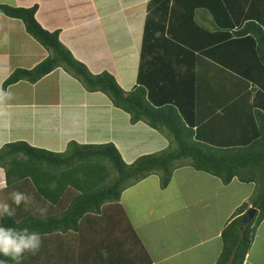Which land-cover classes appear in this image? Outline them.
<instances>
[{
    "label": "trees",
    "instance_id": "1",
    "mask_svg": "<svg viewBox=\"0 0 264 264\" xmlns=\"http://www.w3.org/2000/svg\"><path fill=\"white\" fill-rule=\"evenodd\" d=\"M248 1L236 0L225 9L220 1L216 5L212 0H188L193 7L191 17L183 16L180 24L171 19V27L166 28L162 20L168 2H163L155 21L145 25L143 41L156 30L175 35L173 40L180 41L175 47L164 40L152 43L149 50H164L167 56L171 48H177L182 57L176 62L186 71L175 74L170 91L166 86L171 77L164 78L159 92L153 87L147 90L138 75V86L128 93L109 74L92 76L75 61L61 44L59 31L49 32L38 24L36 8L0 5V14L21 21L26 34L51 54L30 70L12 72L2 92L19 81L33 84L61 67L81 79L87 91L105 94L131 125L142 123L164 134L163 130L174 142L171 150L138 156L128 163L110 142L70 141L62 152L22 141L0 148L4 175L0 203L15 209V215L4 217L0 224L37 232L42 241L35 254H23L21 264H151L135 234L131 246L121 239L122 231L131 225L119 199L149 176H157L159 188L164 189L173 171L182 167L210 175L224 185L235 179L254 186L251 197L223 227L220 253L211 264L244 263L254 232L264 220V0H256L258 8L246 5ZM156 2L150 1L151 8ZM206 7L214 20L204 26L195 15L206 20ZM170 9L171 16L177 13ZM13 192L24 193L28 203L16 208ZM43 208L47 211L41 216L38 210ZM249 209L255 214L244 226L242 219ZM115 230L120 233L117 241L111 234ZM8 264L15 262L8 260Z\"/></svg>",
    "mask_w": 264,
    "mask_h": 264
},
{
    "label": "crops",
    "instance_id": "2",
    "mask_svg": "<svg viewBox=\"0 0 264 264\" xmlns=\"http://www.w3.org/2000/svg\"><path fill=\"white\" fill-rule=\"evenodd\" d=\"M39 1L45 4V7H41L44 11L54 10L55 4H62L63 10L73 7L71 10L86 12V18H92L94 33L86 29V21L82 22L85 18H79L77 26L57 25L51 29V32L59 31V40L69 52L74 45L86 48L87 56L83 55L82 58V65L86 70L92 76L109 74L126 93L138 86V75L142 81L140 84L147 90L153 87L158 92L162 81L169 76L170 82L166 87L170 91L175 74L181 75L183 70L186 71V68H181L176 62L182 57L181 51H177V48L174 50L171 48L172 52L167 56L164 50H149L152 43L163 44L164 40L173 46L179 44L180 41L173 40L175 35L166 32V29L156 30L147 37L146 41H143V34L145 25L154 22L157 12L162 11L163 2H168L166 18L162 20L165 28L171 27V19L180 24L183 16L188 14L191 17L193 7L191 9V2H185L188 0H157L158 2L154 3L156 6L152 8L151 0H0V5L24 9L36 8L38 13L40 7L35 4ZM207 1L210 0H206V3ZM212 1L216 5H219L220 1L225 9L236 4V0ZM243 1L238 0L241 4L244 3ZM258 1L249 0L245 4L258 8ZM170 8L177 13L171 16L173 10ZM186 9L191 10L182 15L181 12L184 10L186 12ZM209 9L206 7L207 14L204 21L201 15H195L198 23L207 26L210 25L208 21L214 20ZM79 12L76 13L77 16ZM36 21L43 29L50 32L47 24L43 25L38 19ZM77 27H83L82 34L76 31ZM27 39L32 42H26ZM48 56L50 53L26 34L21 21L0 14V130H8L10 134L2 138L0 147L19 141L30 143V146L35 147L38 146L36 144L43 143L48 135L46 142L48 147L63 143L65 148L66 144L77 139L83 140L81 144L85 145L98 144L99 141L93 140L91 132L93 129H90V125L115 117L118 113L119 117L125 115L112 106L105 94L87 91L81 79L70 75L61 67L33 84L19 81L2 92V84L12 72L17 69L30 70ZM216 64L223 67L222 64ZM190 69L191 67L189 71ZM224 95H226L225 87L221 93L222 98ZM29 108L31 112H28ZM126 117L128 122H125V126H129V134H144L145 139H150L152 145L165 141L162 133L152 131L146 126V133L138 131L137 124L131 125L127 115ZM60 123L68 131L65 138L63 137L64 141H60L59 138L56 140ZM42 124L48 129L47 134L40 131L43 129ZM24 130L27 132H23ZM88 133H90L89 137H87ZM79 134L80 138H77ZM216 135L225 137L221 133ZM239 136L237 135L236 138L239 139ZM138 156L142 154H135L130 161ZM198 173L200 172L192 171L188 167L178 168L173 171L170 182L164 189L159 188L157 176H149L125 190L124 194L128 191H138L134 206L126 207L123 197L120 196L119 199L131 225V229L128 227L122 231L124 235L121 239L126 241L125 245H133L135 234L149 254L151 264H167L172 258L178 257L181 262L176 264L214 263L220 253V233L223 227L236 208L247 202L249 192L253 191L254 186L241 184L235 179L224 185L217 178L204 173L198 178ZM150 177L154 178V183L149 182ZM3 182L4 175L0 169V189ZM171 187L176 192L168 194ZM153 191H156L153 194L157 193L156 202L146 199ZM141 212L145 214L138 219ZM111 234L117 241L118 238L115 237L120 233L115 230ZM130 248L132 252L133 248ZM139 248L135 249L139 250ZM249 263L264 264V220L254 232L252 244L243 264Z\"/></svg>",
    "mask_w": 264,
    "mask_h": 264
},
{
    "label": "rangeland",
    "instance_id": "3",
    "mask_svg": "<svg viewBox=\"0 0 264 264\" xmlns=\"http://www.w3.org/2000/svg\"><path fill=\"white\" fill-rule=\"evenodd\" d=\"M35 5H38L40 7L39 12L36 13V20L38 19L40 23H43V25L47 24V29L50 30V32L52 31L51 29L55 28L57 25L65 24L69 27L77 26L76 24H77L79 18H85L82 22L86 21V23H85L86 29L89 32L94 33V24L92 22V18L91 17L86 18V15H87L86 12L82 13V12L77 11V12H79V16H77V14H76L77 12L75 10H71V8H73V7L65 8V10H63L62 4H57V5L55 4L54 10H51V11L41 10V7H45V4H43L42 1H39V3L36 2ZM76 29H77L76 31H78L79 34H80V32L82 34L83 27H77ZM26 42H32V41L27 39ZM97 50H100V49H97ZM70 52H71L72 57L75 61L83 64V61H82L83 55L87 56V49L86 48H83L82 46L74 45V46H72V49L70 50ZM52 54H53V52H52ZM21 62L23 63L22 58H21ZM5 63H6V61H5ZM10 68H12V66ZM70 75L74 76V74H72V73H70ZM27 110H28V112L32 111L30 108ZM119 116H120V114L118 113L115 117L109 118L103 122H100V123H97L94 125H90V129H93L91 131L92 135H93V140L99 141L98 144H104V143H109V142L112 143L116 147L117 151L120 153L124 162L128 163V161H130L134 157L135 154H138V155H140V154L147 155V154H152V153L155 154V153L162 151V150L173 149L174 142H172L170 137L167 134H165L166 133L165 131L162 130V132H164V134L162 133V135L165 137V141L158 143V144H155V145H152L151 140L145 139L146 136L144 134H133V133L129 134L130 128H129V126H125V122H128L126 115H123V117H119ZM41 126H43V129H40V131L42 133L47 134L48 129H45L43 124ZM136 127H138V131H141L143 133L147 132V129L142 124H137ZM31 128L29 129V131L31 130ZM7 132H8V130H0V137H1L0 138V144L2 143V141H1L2 138L4 139L6 136H8L9 132L8 133ZM23 132H27V131L24 130ZM67 132L68 131L60 123L59 124V132L56 133V140L59 138V139H61L60 141H64V138H65ZM25 134L27 135V133H24V135ZM19 135H22V134H19ZM15 136H17V135H15ZM89 136H90V133L87 134V137H89ZM151 136H153V135H151ZM48 138H49V135L46 136L43 143L36 144L38 146H35V147L40 148V149L41 148H43V149L48 148L47 150L54 151V152H60V151L62 152L66 149L67 144L65 145V148H64L63 143L55 144V146L48 147L47 146L48 144H46ZM77 138H80V134L77 135ZM166 140H167V142H166ZM82 141L83 140H78V139H77V141L75 140V142L79 143V144H81ZM145 142H148V143L145 144ZM128 145H130V146H128ZM2 147L3 146H1L0 148H2ZM132 152H134V154L131 155ZM137 152H140V153H137ZM182 168H184V167H182ZM189 172H191V171H189ZM201 176H202V174L198 173V178H200ZM150 179L151 180H149V182L154 183V178L150 177ZM169 187H170V185H169ZM253 191H254V189H253ZM253 191L249 192L250 193L249 198L251 197V194L253 193ZM154 192H156V191H153L150 195H148L146 197V199H151L152 202L158 201L157 193L153 194ZM175 192H176L175 189H173V187H171L168 191V194H173ZM137 194H138V191L133 190V191H128L125 194L123 193L121 195V197H123V203L125 204L126 207L134 206V202L137 200V199H135ZM161 196H163V195H161ZM172 196H170V197H172ZM127 209H129V208H127ZM132 210H136V209H132ZM144 214H145V212H141L138 219H140L141 215L143 216ZM130 216L132 217L131 214H130ZM138 219H135V220L138 221ZM133 220H134V218H133ZM158 256L159 255H157V257ZM252 259H253V256L251 257V260ZM180 260L181 259L179 257L176 259L172 258L171 261H169L170 263H167V264H176V262H181Z\"/></svg>",
    "mask_w": 264,
    "mask_h": 264
},
{
    "label": "clouds",
    "instance_id": "4",
    "mask_svg": "<svg viewBox=\"0 0 264 264\" xmlns=\"http://www.w3.org/2000/svg\"><path fill=\"white\" fill-rule=\"evenodd\" d=\"M28 197L21 192L12 193V205L16 208L21 204H27ZM39 214L43 216L47 209H39ZM15 209L7 203H0V220L4 217L12 218ZM41 236L37 232H31L27 228L4 227L0 224V264H8V260L20 264L24 253L35 254L41 247Z\"/></svg>",
    "mask_w": 264,
    "mask_h": 264
},
{
    "label": "water",
    "instance_id": "5",
    "mask_svg": "<svg viewBox=\"0 0 264 264\" xmlns=\"http://www.w3.org/2000/svg\"><path fill=\"white\" fill-rule=\"evenodd\" d=\"M254 214H255V210L249 209L243 216L242 225L245 226L247 223H249L252 220V218L254 217Z\"/></svg>",
    "mask_w": 264,
    "mask_h": 264
}]
</instances>
